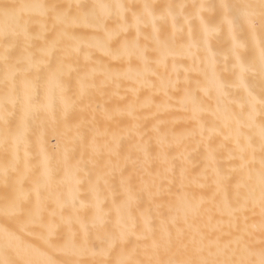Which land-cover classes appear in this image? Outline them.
<instances>
[{
    "label": "snow or ice",
    "instance_id": "6c2138e0",
    "mask_svg": "<svg viewBox=\"0 0 264 264\" xmlns=\"http://www.w3.org/2000/svg\"><path fill=\"white\" fill-rule=\"evenodd\" d=\"M0 264H264V0H0Z\"/></svg>",
    "mask_w": 264,
    "mask_h": 264
}]
</instances>
